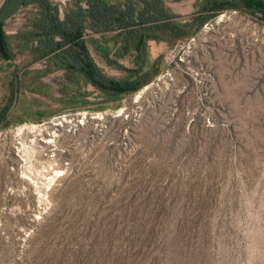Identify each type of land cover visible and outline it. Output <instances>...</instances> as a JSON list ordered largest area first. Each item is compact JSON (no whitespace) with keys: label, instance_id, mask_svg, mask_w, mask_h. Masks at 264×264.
I'll use <instances>...</instances> for the list:
<instances>
[{"label":"rangeland","instance_id":"rangeland-1","mask_svg":"<svg viewBox=\"0 0 264 264\" xmlns=\"http://www.w3.org/2000/svg\"><path fill=\"white\" fill-rule=\"evenodd\" d=\"M40 1L81 50H44ZM216 1L230 6L214 16L197 0H28L4 23L0 113L15 75L18 100L0 124V264H264V0ZM83 52L148 83L106 96Z\"/></svg>","mask_w":264,"mask_h":264},{"label":"trees","instance_id":"trees-1","mask_svg":"<svg viewBox=\"0 0 264 264\" xmlns=\"http://www.w3.org/2000/svg\"><path fill=\"white\" fill-rule=\"evenodd\" d=\"M231 2L232 6L234 7L230 8H239V6H243L244 4H251L250 0H231ZM38 3L40 4V7L43 9L46 16V27L42 29L44 41L41 43L44 50H46L49 54L60 51L66 46H74L76 49L81 50V47L78 46V41L80 39L79 30H75L73 25L70 26L71 29L67 28L66 26H62V23L55 18L56 14L50 15V6H48L44 1H40ZM88 6L90 7V16H93L96 21L100 23V25H108L111 27L122 26V21L118 19L120 15L115 13L116 10L112 7L105 5L104 3H96V1L92 2V4ZM229 6H223L216 0H197L196 9L200 10L202 15L211 13L215 16L216 14L225 10V7ZM254 7L256 9L252 6V8L258 14L264 16V8L256 6ZM95 8L98 10V13L95 12ZM208 16V20L212 18L210 15ZM98 18H100V20ZM3 26L4 23L0 24V61H9L10 50ZM83 54L84 59L82 61L76 60L78 71L85 78L87 84L91 85L94 89L106 96L116 98L124 95L135 94L148 83V80L145 77L141 78L140 75H137L136 73L134 79L128 78L126 80H115L106 77L94 65V63L88 59L86 53L83 52ZM9 108L10 106L7 110H5V112L0 113V124L4 123L8 118L6 114L9 111Z\"/></svg>","mask_w":264,"mask_h":264},{"label":"water","instance_id":"water-1","mask_svg":"<svg viewBox=\"0 0 264 264\" xmlns=\"http://www.w3.org/2000/svg\"><path fill=\"white\" fill-rule=\"evenodd\" d=\"M27 0H5L0 7V24L7 22L15 16L19 10L25 5ZM14 97L12 106L8 115L14 110L18 100V77L15 75L13 80Z\"/></svg>","mask_w":264,"mask_h":264},{"label":"bare ground","instance_id":"bare-ground-1","mask_svg":"<svg viewBox=\"0 0 264 264\" xmlns=\"http://www.w3.org/2000/svg\"><path fill=\"white\" fill-rule=\"evenodd\" d=\"M60 122V121H59ZM65 122V121H64ZM63 122V123H64ZM68 123V122H67ZM60 125H62V123L60 122V123H55L54 124V126H56V127H59ZM51 135V134H50ZM53 135H54V133H53ZM53 137H55V136H53ZM52 142H54V140L53 139H50V140H47V141H45V142H43V143H52ZM57 172V171H56ZM55 174H57V173H55ZM56 176H51V177H49V178H47L46 179V182H44L43 183V186H39V188H40V190L38 191V192H41L40 194H39V202H40V204L41 203H43L44 202V200H45V192H46V187H48V186H51V184L53 185V182H54V178H55ZM58 177V176H57ZM36 184V183H35ZM37 186V185H36ZM38 190V189H37ZM43 192V193H42Z\"/></svg>","mask_w":264,"mask_h":264},{"label":"built area","instance_id":"built-area-1","mask_svg":"<svg viewBox=\"0 0 264 264\" xmlns=\"http://www.w3.org/2000/svg\"><path fill=\"white\" fill-rule=\"evenodd\" d=\"M5 1V0H4Z\"/></svg>","mask_w":264,"mask_h":264}]
</instances>
